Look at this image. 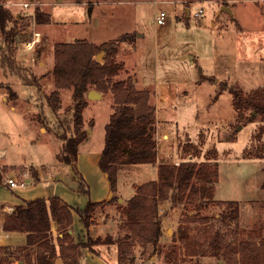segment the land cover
Returning <instances> with one entry per match:
<instances>
[{
    "label": "rangeland",
    "instance_id": "obj_1",
    "mask_svg": "<svg viewBox=\"0 0 264 264\" xmlns=\"http://www.w3.org/2000/svg\"><path fill=\"white\" fill-rule=\"evenodd\" d=\"M157 1L156 4L154 0H0L14 16L9 26L17 23L16 63L21 72L39 80L37 84H26L15 70L0 65V149L7 152L0 158V183H8L9 178L21 182L40 171L50 175L63 163L57 154L64 137L73 134V89H61V108L55 113L46 99L55 89L54 45L86 41L98 47L124 36L117 43L115 56L124 68L113 80L131 76L138 79L139 88L151 91V103L156 106V113L158 110L156 139L160 161L201 162L216 153L212 161H217L219 174L215 200L208 205L187 207L180 203L172 208L169 199L161 194L159 211L164 229L161 250L156 251L150 245L142 254L141 244L136 243L135 264H166V252L173 245L180 259L186 262L191 259L197 264L189 255L182 228L192 237L200 236L204 227L220 230L231 240L246 238L253 231L264 235V120L248 108L241 111L235 108L232 93L223 89L233 84L249 93L264 87V0ZM232 3L231 13L221 9L222 5ZM37 7L50 15V23H37ZM160 9L167 12V17L164 24L157 25ZM201 9L202 14L197 15ZM34 31L40 33V40L28 48L25 43ZM3 45L0 31V47ZM94 52L93 59L98 60L101 52L102 59L98 61L106 60V50ZM183 55L186 57L182 58ZM7 84L18 93L15 101L9 97ZM90 88L95 89L94 85ZM102 93L100 98L86 95L88 105L83 110L86 139L80 144L82 153L103 146V127L114 96L108 88ZM90 102L93 105L88 107ZM112 107L117 110L115 105ZM189 142L201 145L199 157L184 151ZM70 171L66 166V172ZM139 183L118 180V191L110 197L111 204L98 207L91 215L90 231L94 238L117 239L124 234L120 229L121 208L127 205V197ZM229 201L239 205L238 224L222 220L221 214ZM81 227L84 234H79V239L86 242L87 229L84 224ZM116 246L95 245L108 247L110 253ZM0 247L1 251L11 250L12 245L0 242ZM5 255L14 259L18 254L12 250ZM203 260L216 262L214 257Z\"/></svg>",
    "mask_w": 264,
    "mask_h": 264
},
{
    "label": "trees",
    "instance_id": "obj_2",
    "mask_svg": "<svg viewBox=\"0 0 264 264\" xmlns=\"http://www.w3.org/2000/svg\"><path fill=\"white\" fill-rule=\"evenodd\" d=\"M35 18L40 24L51 21L50 15L39 7L35 11ZM13 21L11 10L0 3V31L5 44L0 47V65L12 72L15 70L24 83L37 84L38 78L31 77L30 73L21 72L20 66L16 63L14 43L18 27L16 21L9 26ZM123 38L124 36L121 40ZM121 40L104 42L98 47L86 41L59 42L54 45L55 65L52 74L55 89L46 99L55 113L61 108V89H73V134L64 137L57 158L74 168V175L79 177L77 190L85 194H89L90 190L78 173L76 163L80 144L86 139L83 110L88 105L86 95L91 85L100 92L110 89L117 109L110 115L105 126L104 147L98 161L101 170L108 174L111 190L114 193L118 191L120 163L158 161L156 106L151 103V91L138 88L136 80L131 76L113 80V77L124 68V64L115 59L116 46ZM94 49L107 51L103 63L93 59ZM5 87L9 97L15 101L18 98L17 91L9 84ZM225 88L232 93L235 108L240 111L248 108L252 114L255 112L264 120V87L249 93L239 85H227L223 89ZM183 148L193 157H199L201 154V145L189 142ZM215 154L208 156L205 161H182L178 165L160 161L158 184L151 181L135 184V194L127 200V205L121 208L120 229L124 234L117 239L112 236L94 238L90 231L93 223L91 215L105 204L104 201L89 200L84 207L79 208L54 195L48 199L39 197L15 205L12 212L6 215L3 230L27 233V243L16 249L20 251L14 259L5 255L11 254L14 249L4 248L1 251L0 247V264H56L58 257L62 258L63 264H81L82 249L88 247L96 252L95 245L100 244H117L118 264H135L136 243L141 244L142 254H145L150 245L156 251L161 250L159 244L164 235L163 216L159 211L161 194L169 199L172 208L180 203L187 207L192 204L200 207L215 200V184L219 178L217 161H212ZM226 204L229 206L221 214L222 220H232L238 224L239 205L234 201ZM74 211L81 217L87 229L86 242L80 239L76 241L70 232ZM53 221L61 228L62 233V236L56 239L51 235ZM259 233L253 231L246 238L231 240L220 230H213L210 227H204L202 234L194 237L182 228V234L190 250L189 255L195 258L197 264H264V235ZM35 242L36 246H32ZM26 246L30 247L24 249ZM165 257L166 264H195L191 259L189 262L180 259L174 245L166 252ZM205 257H214L216 262H205L203 260Z\"/></svg>",
    "mask_w": 264,
    "mask_h": 264
},
{
    "label": "crops",
    "instance_id": "obj_3",
    "mask_svg": "<svg viewBox=\"0 0 264 264\" xmlns=\"http://www.w3.org/2000/svg\"><path fill=\"white\" fill-rule=\"evenodd\" d=\"M230 8L233 11L234 8L233 3L230 5ZM187 11L189 13V9ZM190 14L191 12L188 15ZM216 20H217L216 22L219 21V19ZM211 23H213L212 20ZM135 80H136V86L139 88L138 79L135 78ZM140 89H144V87ZM153 92L156 93V89H154ZM101 97H103V93ZM112 104L116 106L114 102L111 103V112L109 113L108 119L103 127L102 148L98 150H92V152L82 153L81 145L83 143L80 145L76 167L78 173L83 178L86 187H88L90 190L89 194H85L77 190L78 189L77 186L79 184V177L74 175L71 165L64 163L59 164L60 166H58L57 171H55V173L53 174L50 175L43 174L40 171V173L37 172V175L34 176L36 178L32 176L27 177L26 179H24L25 180L24 186L13 187L7 182H6L7 184L0 183V233H2L0 242L1 243L3 242L4 245H9V246L12 245V249L15 250L14 253L18 254V252L20 251V250H16L18 248L17 246L23 247L27 243V233L18 232V231L6 232L3 230V224L6 215L12 212L15 205L24 203L25 200L35 199L39 197L48 199L54 195L61 197L64 201H66L68 204L72 205L73 207H79V208L84 207L89 200L104 201L105 204L100 206L101 208L111 204L112 199H110L111 197L110 192L112 190L109 183V179L108 176L99 167L98 161L101 157V152L104 147L105 126L110 119V115L115 111V109L112 107ZM92 105L93 103L90 102L88 107ZM156 116H157V124L159 125L158 110ZM85 122L87 123L86 120ZM94 125H93L92 133H94L95 131ZM158 125H156V127ZM157 132H158V127H157ZM157 159L158 162H160L158 138H157ZM66 166H67V170L68 169L71 170L70 172H66ZM64 170L65 173H63ZM21 173L23 175V172ZM61 173L63 174L62 176L60 175ZM158 174H157V178H158ZM152 177L156 178V170L152 172ZM147 180L149 179L144 177L136 183L146 182ZM157 181L158 179L157 180L155 179L152 182H157ZM121 182L122 180H120V183ZM130 193L131 195H129L127 199L132 197L135 194V191L132 190ZM73 213H74V217H73V221L70 224V227H72L70 229V232L74 235L75 240L78 241L80 238L79 236L84 234V232L81 231L83 229L81 227L83 223L81 217L75 211ZM60 231L61 228L57 225L56 222L53 221L51 235H53L56 239L58 236H62V233ZM36 244L37 243L35 242L34 244H32V246H36ZM27 247L30 246H26L24 249H26ZM96 249L97 251L94 252L90 250L88 247L83 248L82 256H81V264H117V257H118L117 246L112 253H110V249L108 247H98ZM56 264H63V260L61 257H58L56 259Z\"/></svg>",
    "mask_w": 264,
    "mask_h": 264
},
{
    "label": "built area",
    "instance_id": "obj_4",
    "mask_svg": "<svg viewBox=\"0 0 264 264\" xmlns=\"http://www.w3.org/2000/svg\"><path fill=\"white\" fill-rule=\"evenodd\" d=\"M154 2L157 4L158 1L154 0ZM28 3H25L24 6L28 7ZM202 9L200 12H197V15L202 14ZM167 12L164 9H160L157 13L156 17V24L162 25L166 22ZM40 40V33L34 31L32 38L29 39L25 44L28 48H33L35 44ZM7 154L6 149H0V158L2 156H5ZM175 164H180V162H177ZM156 170V178L149 177L152 172ZM157 174H158V162L150 163L146 161H135V162H123L118 165V178L122 181H128V183H136L140 179L144 177H149L148 179L153 181L157 180ZM8 183L13 187L18 186H24L25 180L18 182L16 178H9ZM2 237V233H0V239Z\"/></svg>",
    "mask_w": 264,
    "mask_h": 264
},
{
    "label": "water",
    "instance_id": "obj_5",
    "mask_svg": "<svg viewBox=\"0 0 264 264\" xmlns=\"http://www.w3.org/2000/svg\"><path fill=\"white\" fill-rule=\"evenodd\" d=\"M222 9H224V10L230 12V13L232 12L230 6H226V5H224V6H222ZM185 57H186L185 55L182 56V58H185ZM189 57H190V58H193L194 56H193V55H190ZM97 59H98V60H101V59H102V58H101V52L97 55ZM87 95H88V97H90V98H92V97L100 98V97L102 96V92H100V91H98V90H96V89H90V90L88 91ZM253 114H256V113L254 112ZM73 173H74V172H73ZM105 174L108 176L107 173H105ZM110 194H111V196H112L113 191H111ZM119 200H122V198H119Z\"/></svg>",
    "mask_w": 264,
    "mask_h": 264
}]
</instances>
